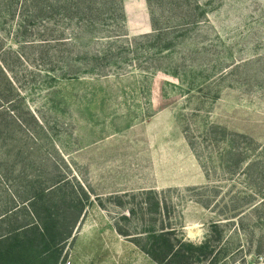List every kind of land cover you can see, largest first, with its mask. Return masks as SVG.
Returning <instances> with one entry per match:
<instances>
[{"label":"rangeland","instance_id":"1","mask_svg":"<svg viewBox=\"0 0 264 264\" xmlns=\"http://www.w3.org/2000/svg\"><path fill=\"white\" fill-rule=\"evenodd\" d=\"M21 4L0 3V45L8 49L34 39L20 28ZM117 7V17L78 40L92 51L124 46L108 76L17 83V109L35 113L38 125L27 127L37 140L24 156L0 161V214L29 198L28 185L63 180L61 192L47 196L66 201L59 216L71 201H88L57 264H157L134 243L144 226L159 225L155 200L172 204L171 224L195 244L220 223L217 264H264V0Z\"/></svg>","mask_w":264,"mask_h":264},{"label":"trees","instance_id":"2","mask_svg":"<svg viewBox=\"0 0 264 264\" xmlns=\"http://www.w3.org/2000/svg\"><path fill=\"white\" fill-rule=\"evenodd\" d=\"M6 1L15 0H0V3ZM21 1L20 12L27 18L23 21L25 27L20 28L24 30V35L34 39L24 41L19 50L0 45V161L13 155L24 156L29 140H37L27 127L31 122L38 125L39 120L35 113L28 108L25 111L17 109V105L24 102L17 87L21 79L37 77L56 82L79 79L81 75L108 76L116 69L117 64L112 62L124 47L117 46L101 52L89 50L86 46L81 47L78 42L80 35L90 29V26L97 25L106 18L118 16L120 9L116 8L117 0ZM37 20H43L40 27L34 25ZM27 27H31V31ZM160 33L157 38L167 34ZM52 42L55 45H51ZM163 51H167V48L161 47V53ZM237 153L244 155L241 150ZM0 178L2 179L1 175ZM63 183V180L56 181L48 188L32 183L28 185L29 198L0 214V224L4 220L12 219L7 229L0 228V264H57V252L71 236L68 230L76 226L84 212V204L88 201V198L84 204L83 200L77 204L71 201V205H65L64 213L59 216L60 199L55 201L53 197L47 196H55L56 192H61ZM149 192L157 194L153 190ZM62 197H66V193ZM152 203L150 213L158 214L162 218L158 226L153 224L154 220L149 221L153 225H146L140 233L134 234L136 246L157 264H197L209 257L210 264H217V253L220 250L215 254L214 245L221 241L223 233L219 222L211 224V234L206 241L195 244L188 241L171 224L168 205L172 204L167 200H155ZM262 203L264 199L261 200L260 204ZM148 204L151 205L150 201ZM78 206L81 208L78 209ZM19 209L25 212L22 220L12 216ZM129 214L134 215V210ZM61 217H64L62 221ZM119 233L130 235L128 230L124 234L120 231ZM64 263L62 260L61 264Z\"/></svg>","mask_w":264,"mask_h":264},{"label":"bare ground","instance_id":"3","mask_svg":"<svg viewBox=\"0 0 264 264\" xmlns=\"http://www.w3.org/2000/svg\"><path fill=\"white\" fill-rule=\"evenodd\" d=\"M84 230V229H83Z\"/></svg>","mask_w":264,"mask_h":264}]
</instances>
